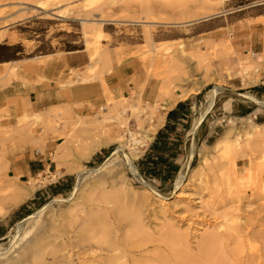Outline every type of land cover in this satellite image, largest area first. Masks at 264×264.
Returning <instances> with one entry per match:
<instances>
[{
  "label": "rangeland",
  "instance_id": "1",
  "mask_svg": "<svg viewBox=\"0 0 264 264\" xmlns=\"http://www.w3.org/2000/svg\"><path fill=\"white\" fill-rule=\"evenodd\" d=\"M36 1L14 0L11 2H0V34L4 35L3 40L9 36L14 39L15 35L23 34L24 38L29 40L41 41L42 45L40 48L45 52L51 49L50 42L52 45H55L56 38L58 37L81 38L85 41L87 49L91 51L94 48L96 49L95 57H97L92 62V70L95 73L92 80H94L101 77L103 72V57L108 49V45L102 46V41L106 40L108 44L112 41L107 36L101 38L99 41L96 40V31L99 28L102 29L104 25L105 30L116 31L117 34L113 42L124 41L142 44L139 46V49H141L140 53L142 54H140V57L143 62L151 64V68L154 67L153 72L159 75L160 79H168L172 82V85H174V81L179 84L174 85L176 86L175 90H181L182 88L190 89L191 87L193 89L199 88V94L195 97V106L190 121L197 119L200 114L205 112L211 96L210 92L215 86L226 85L227 79L230 81V84L234 85H237V81H242L244 89L235 92H241L260 102H264V93L256 94L250 92L253 89V85H259L260 82L264 81V66H261L259 69L256 68L257 70L254 68L255 70L253 71L243 66L246 71L245 73L236 63L234 71L225 70V78L215 70L212 60L218 61L234 56L230 47L227 48L229 52H226L220 49V47L214 46L209 50L208 56H205L204 59L206 60L203 61V64L193 54L185 52L184 47L180 48L181 42L158 43L163 33H169L170 24H165L164 22H185V24H192L213 16L223 7L237 9V6H242L243 4L249 5L256 0H53L51 2V10L49 9L45 14H42L41 10L35 8ZM229 2L230 5L226 6ZM208 14V17L200 18ZM192 15H197V19L191 21L192 19L189 16ZM187 16L188 18H186ZM84 18L89 19L91 22L84 21ZM96 19H103L105 21L102 25H99L95 22L93 23V20ZM66 22L69 25H66ZM59 24L62 25L60 26ZM66 31H73L74 33L68 34ZM172 35L178 36V32H174ZM251 54L247 53L248 56ZM191 57H194V59ZM236 59L239 61L240 58ZM182 81L184 83H180ZM231 89L234 90L233 87ZM228 98L236 99L235 103L239 105V108L230 113L225 122H221L222 116L220 113H223L221 110L222 104ZM124 99L128 100L131 104L135 103L131 98ZM239 100L240 98L236 96L217 91L214 105L202 122L194 143H191V138L188 136L186 143L180 144L179 156L176 158L179 170L173 181L165 185H161L158 181L139 172L138 161L143 157V152L149 149L150 138L147 139L146 145L141 149L142 153L140 156L133 161L135 170H130L125 165L122 155L118 153L120 157L119 165L111 168L112 171L105 169L106 171L103 170L98 173L94 171L95 175L79 174L80 172L77 169L86 172L99 168L120 145L119 140H112L109 144L112 146V149L102 160H94L91 157L83 161L79 158L78 150L81 146L90 144L95 138L108 133V129L106 128L107 123L97 128H95L97 125L92 124L94 119L100 118L102 114H100L99 108L93 115L87 117L76 116L69 110L56 108L49 115L44 117L41 115L39 124L34 125L24 124L26 120V114H24L19 118L17 124L22 128H26L28 133L33 136H36L38 128H41L44 135L47 131H55L57 129V132L54 134V138H58L54 156L56 171L60 165L72 166V168L74 167V171L72 173L64 172V174L73 176V186L78 180L82 183L79 182L78 192L72 201H65L69 198L71 190L66 196L44 200L29 215L21 217L16 222L14 220V224L8 228L5 238L0 240L1 251L8 250V255L4 259H0V264H35L40 261L46 264L47 262L48 264H53L54 254V258L52 254H49L45 255L44 260L38 259L31 252L34 250L33 247L36 244H42L49 251L54 244L57 229L64 235L68 234L67 236L71 238L75 236L74 234L79 235L77 231L80 230V227L84 223L93 226V223L99 224L104 219L105 221L107 220V223L104 221L102 224L100 223V228H97L98 224L94 225L93 228L96 227V231L104 228L103 234L106 233V235H102V233L99 235L98 230L95 240L99 241V244L97 245V243L92 242L91 245L104 248L107 240L111 237L109 241L115 242L114 244L118 243V247L121 246L120 250L124 251L126 248L122 244L124 240L123 234L130 232L131 229L127 225L129 223V216L138 209L142 212L145 235L148 237L150 243L148 246L146 245V248H143L144 251L134 252L133 255L137 259L140 256V259L144 258V256L146 257L148 254L147 257H150V261L151 259L152 261L146 264L164 263H162V258L171 253L169 242L172 237L170 234H173L175 231L181 234L183 242L178 247L177 245L179 244H177L176 248L189 255H196L198 253L200 250L199 246H201L202 241L208 235L216 233L224 235L227 233V229L232 228V226L240 227L241 229L246 228L249 231L252 230L254 234L261 231L257 235L259 237L257 245H260L259 250L264 253V250H262L264 249L262 247L264 246V239H262L264 238V224L258 226V220H264V211H261L264 200H261L259 196H254L249 189L242 191L241 194L235 193L234 184L235 170L241 178L253 176L252 178L254 179L262 177V180H264V144L256 141L250 144L249 138L252 136L248 135V133L254 131L255 125L260 124V121H264L258 119V115H264V108L252 101L242 104L238 102ZM117 102L120 103V99H114L113 102H110L113 104L109 107H119L120 104ZM106 104L107 100L105 105L101 107L106 106ZM245 107H249L251 110L249 114L243 116L242 113L246 109ZM155 108L156 105L151 108L149 105L138 102V109L142 112L141 126L144 123V129L149 128L152 111ZM257 109L261 111L257 112ZM256 115L257 119L254 118ZM80 118L90 122L88 128H92V131L88 128L89 131L83 130L84 128L82 127L84 125L79 124ZM128 118L129 129L137 133L140 138L145 137L146 134H144L143 130L139 129L138 125L140 122L130 115ZM215 124H221L222 132H219V135L214 137L215 139H211L209 140L210 143H207L204 141L203 136L208 131V128ZM261 125H264V123H261ZM229 129L231 130L232 139L238 137V142L240 143V151L233 165L231 163L232 160L231 162L228 160L233 155L229 149L226 152L230 151V153H225L224 151L217 153L214 149H211V146ZM5 136L10 137V134H6ZM56 158H59L60 161L57 162ZM203 160L205 161L204 164ZM1 166L2 161L0 160V168ZM1 175L2 173L0 172ZM179 176H182V179L178 185V181L176 180ZM41 177L45 178L46 175H42ZM144 183L154 187L155 190H150V193H148L145 191ZM102 184L104 185L101 186ZM153 192L162 196V198L155 197ZM101 196L102 198H100ZM105 196L108 200H106ZM55 199L63 201L55 202ZM111 199L112 203L110 202ZM107 202L110 203L108 204ZM47 204L49 206L39 222L34 227L27 225L26 219ZM101 210L105 212L103 211V213ZM10 213L3 219H0V221L5 220L9 215L11 217ZM94 217L96 220H94ZM97 217L99 218L97 219ZM103 223L109 226L107 225V227ZM18 224H21L19 238L23 236L25 238L22 239L15 249L11 248V244ZM121 238L123 239L121 240ZM250 241L249 245L253 243L252 240ZM96 246L92 248L98 250ZM146 249L149 251H146ZM75 250L77 251V249H73V251ZM44 252L45 254L47 253L46 249ZM62 253L58 255H61L62 259H64V264H68L70 259H65L66 254L64 253L63 255ZM140 253H144V255H140ZM83 254L85 255H74L73 257L76 256V258H71V260L77 263V258L82 259L83 256L86 261H88L87 257L91 259V256L87 252ZM25 255L29 256L26 257ZM157 258L159 259L157 261L160 263L156 261Z\"/></svg>",
  "mask_w": 264,
  "mask_h": 264
},
{
  "label": "crops",
  "instance_id": "2",
  "mask_svg": "<svg viewBox=\"0 0 264 264\" xmlns=\"http://www.w3.org/2000/svg\"><path fill=\"white\" fill-rule=\"evenodd\" d=\"M11 1L14 0H0V2ZM227 5H230V2ZM237 7V9L223 7L213 16L192 24L169 25V33H163L158 43L181 42L185 52L194 56L198 55L197 53L208 56L209 50L214 46L226 52H229L227 48L230 47L234 56L218 61L212 60L215 70L225 78V70L234 71L237 63V66L245 71L246 67L240 66L236 58H244L247 53L264 57V0H256L249 5L243 4ZM65 24L69 25L67 22ZM102 30L112 41L109 44L106 40L102 41V46L108 45V49L106 62L103 59L102 63L101 77L82 83L80 77L74 78L72 79L74 85L67 84L72 73L85 74L91 64V50L86 48L83 39L69 36L58 37L55 45L50 42L51 49L45 52L40 48L41 41L29 40L24 38L23 34L15 35L14 39L9 36L0 42V160L2 161L0 172L4 176L17 179L20 184L26 185L30 179L42 175L48 177L49 174L56 172L54 156L58 138H54V134L57 129L47 131L44 135L41 128H38L36 136H33L26 128L17 124L24 114L35 113L44 117L56 108H63L76 116H91L98 108L105 105L108 93L115 100L131 98L134 102L144 103L151 108L155 105L160 106L164 120L152 136L150 146L158 132L164 130L168 123L170 151L175 154L170 161L178 167L176 158L179 156L180 144L186 143L188 136L191 138V143H194L202 125L201 123L195 132L192 131V134H189L195 120L190 121L195 106L194 101L199 92L191 93L184 99H177L169 106L167 99L160 96L163 79L153 72L154 67L151 68V64L144 63L140 57L142 53L139 46L142 44L124 41L115 43L113 40L117 34L116 31H107L104 25ZM174 32H178V36L172 35ZM122 48L136 51L138 55L132 59H126L125 55H121ZM124 58L126 60H123ZM170 79L173 80L172 77ZM237 82V85L230 84L227 79V84L220 86L218 91L236 96L233 91L244 89L242 81ZM174 85L179 84L174 81ZM252 88L250 91L252 93H264V81L259 85H253ZM180 93L181 90H175L172 96L176 98ZM238 98H240L238 102L242 104L250 102V100ZM235 100L228 98L223 102L221 109L223 113H220L221 122H225L229 114L239 108ZM245 108L243 116L249 114L251 110L249 107ZM173 111L175 115H172L168 121V114ZM258 116V119L264 120V115ZM254 118L257 119V115ZM261 123L264 121H260ZM172 126L175 127L173 132H171ZM219 132H222L221 124L211 125L203 136L204 141L210 143L209 140L215 139ZM6 134H10V137H6ZM111 149L110 145L103 147L92 155V158L102 160ZM149 149L143 152V157ZM163 157L168 158L169 153L164 154ZM67 177L73 176L63 174L56 181L37 188L24 203L11 210V213L9 212L11 217L9 215L5 220L0 221V228L6 231L0 234V240L5 238L11 221L16 219L13 216L17 211L23 208L19 216H27L28 212L31 213L32 210L37 209L44 200L51 198V187L65 183Z\"/></svg>",
  "mask_w": 264,
  "mask_h": 264
},
{
  "label": "bare ground",
  "instance_id": "3",
  "mask_svg": "<svg viewBox=\"0 0 264 264\" xmlns=\"http://www.w3.org/2000/svg\"><path fill=\"white\" fill-rule=\"evenodd\" d=\"M52 1L53 0H37L35 8L41 10L42 14H45V13H47V11L52 6L51 5ZM209 14L207 16L205 15V16L200 17V18H206L209 16ZM186 18H188V16ZM189 18L192 19L191 21L196 20L197 15L189 16ZM182 19H184V18H182ZM84 21L91 22L89 19H86V18H84ZM104 21L105 20H103V19H96V20H93V23L95 22L99 25H102ZM164 23L170 24V25H183V24H185V22H178V23H166V22H164ZM164 23H162V24H164ZM96 32H97L96 33V40L97 41H99L101 38L106 36L101 28H99L98 31H96ZM3 38H4V35L0 34V42L3 40ZM87 41H88V39H87ZM179 47L183 48L182 45H180ZM120 51H121V55L122 56L125 55L126 59H128V58L132 59L138 55V52L129 50L127 48H124V49L122 48ZM197 52H199V51H197ZM97 54H98V52H97ZM197 54L198 55H195V57L198 58V60H200L203 63V61L206 60V59H204L205 56L201 53L200 54L197 53ZM95 55H96V49L94 48L91 51V60H90L91 64H89L90 66L86 69L87 70L86 73L85 74L82 73L83 75L73 73L71 75V78L67 81L68 85H72L74 83L72 80L74 78L77 79L80 77L79 79L81 80V83L91 81L93 79L92 77L95 75V73L92 70V68H93L92 62L95 61V58L97 57V56L95 57ZM103 58L105 59V62H106V59H107L106 53L104 54ZM126 59L124 58L123 60H126ZM192 59H194V57ZM109 61H110V59H109ZM239 64H240V66H244L246 68H249L251 71H253L256 68H258L259 66H261V64H264V57L255 55L253 53L250 56H248L246 54L244 56V58L239 59ZM76 82L77 81H75V83ZM161 83H162L161 84L162 86L160 88V96H161V98L167 99V101L169 102V106H171L170 105L171 102H174L177 99H184L189 94H191L193 92H195V93L198 92V89H199L197 87H196V89H193L192 87L190 89H184L183 88V89H181L180 95L178 97L174 98L172 96V92L175 91L176 86L172 85V82H170V80H168V79L163 80V82H161ZM217 91H218L217 86H215L213 88V90L210 92L211 96H210V99L208 102L207 111L205 110L206 113L204 112V113L200 114V116L193 121L191 129L189 131V134H191L192 131L195 132V130L199 127L200 123L203 121L205 115H207V113L211 110V108L214 104L215 95H216ZM106 98H107L106 106L99 108L100 114L102 113L100 118H98L96 120L94 119L92 124L97 125V126H95V128H97L98 126H103L104 124L106 125V123H107L106 128L108 129V133L106 135L95 138L92 141V143H90V144H85V145L81 146L78 150L79 151V158L83 161L90 159L92 157V155H94L99 149L108 146L112 142V140L113 141L119 140V142H120L119 148H116L110 154V156L99 166V168L94 169V170H88L86 172L83 170L77 169L80 172L79 174L85 173V174L93 175L94 171H96L98 173V172H101L105 169H108V170L110 169V171H112L111 168H113V167L115 168V166L119 165L120 157L118 156V153H120L122 155V157L124 158L125 165H127V167L130 170H132V171L135 170L134 169L135 167L133 166V161L135 159H137L140 156V154L142 153L141 149L146 145L145 143H146L147 139H149V138L151 139V137L155 134L158 126H160L159 124L163 123L162 120H164V119H163L162 113L160 112L161 111V109L159 108L160 106H158V105H156V108L153 109V111H152V118L150 119L149 128L144 129L143 128L144 123L141 126V124H142L141 123L142 112L138 109V102L131 104L128 102V100L121 98L120 103L117 102L120 104V105L118 104L119 107L118 106L117 107L112 106V108H110L109 106L111 104H113L110 102H113L114 98H112L109 93L106 94ZM253 100L256 104H259L262 108H264V102H260L256 99H253ZM154 110H155V112H154ZM256 111L260 112L261 110L257 109ZM129 115L131 117H133L136 121L140 122L138 126H139V129L143 130L144 134H146L145 137L140 138V136L137 133L132 132L129 129V118H128ZM96 116H97V114H96ZM40 118H41V114H35V113L26 114V117H25L26 120L24 121V124L25 125L39 124ZM199 118H201L200 121H198ZM138 122H136V123L138 124ZM249 122H251V121H249ZM89 123L90 122H88L87 120H82L81 118L79 119V124L84 125V127H82V128H84L83 130L90 129V128H88ZM253 129H254V131H252V133H248L249 136H252L251 138H249L250 144L255 142V141L258 143L264 144V125L257 124L254 126ZM120 130H122V132H120ZM123 131H125V132H123ZM253 139H256V140L253 141ZM238 140H239L238 137L232 139L231 130L229 129L226 132H224L222 134V136L211 146V149H214L217 153L223 152V151L225 153H230V151H231L233 155H232V158L231 159L229 158L228 160H230V162L232 160L231 163L233 165V163L235 164V158L237 157V154L240 151V143L238 142ZM227 149H229L230 151L226 152ZM204 160H205V158H204ZM204 160H203V164L205 162ZM56 161L59 162L60 161L59 158H56ZM73 171H74V167L72 168V166L60 165V167H58V170L55 173L49 174L48 177H45V178L39 176L38 178L30 179L26 185L20 184L17 179L11 180L6 176L4 177L2 174L0 176V219H3L4 217H6V215L11 210L17 208L22 203H24V201L27 200L35 192V190L37 188L45 186L46 183L56 181V179L58 177L62 176L64 174V172L72 173ZM247 175H251V174H247ZM249 177L250 178H248V177L241 178L240 176H238V173L236 172V170L234 171V179H235L234 184H235V189H236L235 193L241 194L242 191L249 189V191L252 192L254 194V196H259V198H261V200H264V180H262V177H260V178L257 177V179L252 178L253 176L252 177L249 176ZM181 179H182V176H179L178 179L176 180V181H178L177 182L178 185L180 184ZM82 181H83V179H82ZM79 182H80V180H78V182L73 186V189H72V192H71L69 198L65 201L70 202L74 199V197L76 196V194L78 192ZM80 183H82V182H80ZM103 185L104 184H102L101 186H103ZM143 186L145 188V191H147L148 193H150V190H155V188L150 186L149 184L144 183ZM98 187H100V186L98 185ZM102 189H103V187H102ZM148 193H146V194H148ZM153 194L155 197L162 198V196L157 195L155 192H153ZM102 195L104 196V194H102ZM106 196H105V198H106ZM100 198H102V196ZM103 200H105V199H103ZM106 200H108V199L106 198ZM54 201L59 202V201H63V200H60V199L56 200L55 199ZM100 201H101V199H100ZM111 201H112V199L110 200V202ZM102 202H104V201H102ZM110 202H107V203L109 204ZM48 206H49V204L45 205L44 207L39 209L35 214L29 216L26 219L27 225H31L34 227L39 222L40 218L42 217V215L44 214V212L46 211ZM98 206H99V204H98ZM100 208H101V206H100ZM104 208H105V205H104ZM261 209H262L261 211H264V205H262ZM105 210H106V208H105ZM95 215H97V214H95ZM91 216H90V218H91ZM87 217H89V216L87 215ZM98 218L99 217H97V219ZM87 219H89V218H87ZM102 219H104V218L102 217ZM94 220H96V218ZM89 221H88V223H89ZM104 221H105V219L102 222H104ZM94 222H96V221H94ZM102 222H100V223L102 224ZM105 222L107 223V220ZM261 222H264V220H261V221L258 220V223H259L258 226H261L262 224H264ZM100 223L99 224L97 223L98 224L97 228H100L99 227V225H101ZM106 223H103V225L104 224L106 225ZM97 224L93 223V226H92L90 224L86 225V223H84L83 226L80 227V230L77 231V234H79V235H76L73 233L75 236H73L71 238L69 236H67L68 234L64 235L63 233H61V231L59 229H57L55 237H54V244L52 246V249L50 248V250L48 251V248L46 246H44L42 244L41 245L36 244L33 247L34 250L31 252L33 254H35L36 258L43 259V260H44L45 255H49V254L53 255L54 254L55 258L53 255V258H54L53 264H64L65 263L64 259H62L61 255H58V254H61L63 251L66 254L65 259H70L68 264H146V263L152 261V259L150 261V257H147L148 256L147 253H146L147 254L146 257L144 256V258H140V259H139L140 256L139 257L137 256L138 257V259H137L133 255L134 252L144 251L143 248H146V245L148 246V244L150 243L148 237L145 235L146 234L145 230H144L145 225L143 224L141 210L138 209V210H136V212L131 214V216H129V223L127 225L130 227L131 230L129 233L124 231L125 232L123 234L124 240L122 243L123 246L126 248V250H124V251L120 250L121 246L118 247V243L114 244L115 242L112 243L111 241H109L111 237L109 238V240H107L104 248L103 247L101 248L100 246L97 247L96 245H91L92 242L97 243V245L99 244L98 243L99 241L95 240V238L97 237L99 229L96 231L97 228L96 227H95L96 229L93 228L94 225L96 226ZM20 227H21V224H18L16 226V233L13 237L11 248L16 249V247H18V245L20 244L22 239L25 238V236L19 238L20 237V235H19ZM60 227H62V226H60ZM119 229H121V228H119ZM227 230L228 231L226 234L222 233L224 235H221L218 233L208 235L202 241L201 246H199L200 250L198 251V253L196 255H189L187 253L180 251L179 248L177 249L176 245L179 244V245H177V247H178V246H180L181 243H183L182 238H181V234H179L178 231H175L173 234L171 233L170 235L172 238L169 242V246L171 248V253L168 254L166 257L162 258L163 259L162 263L163 262H164L163 264H262V263H264V260H262V258H264V253H262L261 250H259L260 245L259 246L257 245L259 243L258 242L259 237L257 235L259 233H261V231H259V233L256 232L254 234L252 232V230L249 231V230H246V228L241 229L240 227H235V226H232V228H228ZM94 231H96V232H94ZM103 232H104V228H102V230H99V235H100V233H102V235H106V233L103 234ZM99 235H98V237H99ZM123 238H121V240ZM262 239H264V238H262ZM250 240H252L253 245L252 244L249 245V243L251 242ZM93 246L94 247L96 246V248L98 250H96V249L94 250L92 248ZM262 247H264V246H262ZM45 249L47 252L46 254L44 252ZM73 249H77V251L76 250L73 251ZM147 250L148 249H146V251ZM262 250H264V249H262ZM85 252H87L88 255L91 256V259H88L89 257H87V255H86L88 261H86V259L83 258L84 256L82 257V259L77 258V261H78L77 263H75V262H73V260H71V258L72 259L76 258V256L73 257L74 255H80V254L85 255V254H83ZM7 253H8V250L1 251V249H0V259H4L8 255ZM64 253H62V254L64 255ZM144 253L143 254L140 253V255H144ZM56 255H58V256L56 257ZM25 256L28 257L29 255H25ZM149 256H150V254H149ZM157 260L159 261L158 258L156 259V261ZM158 263H160V262H158ZM35 264H46V263L40 261V262H36ZM47 264H48V262H47Z\"/></svg>",
  "mask_w": 264,
  "mask_h": 264
},
{
  "label": "trees",
  "instance_id": "4",
  "mask_svg": "<svg viewBox=\"0 0 264 264\" xmlns=\"http://www.w3.org/2000/svg\"><path fill=\"white\" fill-rule=\"evenodd\" d=\"M179 107L180 105L178 106V108ZM172 115H175V111L168 114V121ZM168 129L169 126L167 123L164 127V130L158 132L154 142L152 143L150 149L147 151L144 157L138 161L140 174L158 181L161 185L171 183L179 170V168L172 161H170V158H174L175 154L170 151L171 149L168 141ZM173 131H175V127L172 126L171 132ZM166 153H169L168 158L163 157V155ZM72 186L73 177H67L65 183H60L50 188L51 198L66 196L71 192ZM22 211L23 208H21L14 214L13 217H16L15 222L21 219L19 214ZM29 214L30 213L28 212L27 215ZM13 224L14 220L11 221L10 226H12ZM4 232L6 231H4L3 228H0V234H3Z\"/></svg>",
  "mask_w": 264,
  "mask_h": 264
},
{
  "label": "water",
  "instance_id": "5",
  "mask_svg": "<svg viewBox=\"0 0 264 264\" xmlns=\"http://www.w3.org/2000/svg\"><path fill=\"white\" fill-rule=\"evenodd\" d=\"M220 87H217V89H219ZM233 93H234V95H236V96H238V97H241V98H244V99H247V100H250V101H252V102H254V98H252V97H250V96H247V95H245V94H242V93H239V92H235V91H233ZM255 103V102H254ZM206 116V115H205ZM205 118V117H204ZM202 123V122H201ZM200 123V124H201ZM200 126V125H199Z\"/></svg>",
  "mask_w": 264,
  "mask_h": 264
}]
</instances>
